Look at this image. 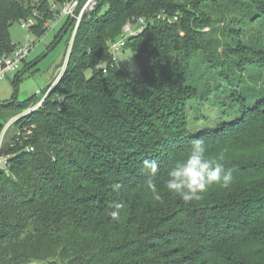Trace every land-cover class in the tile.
I'll return each instance as SVG.
<instances>
[{
	"label": "trees",
	"instance_id": "obj_1",
	"mask_svg": "<svg viewBox=\"0 0 264 264\" xmlns=\"http://www.w3.org/2000/svg\"><path fill=\"white\" fill-rule=\"evenodd\" d=\"M66 1L0 0V56L15 48L12 22L35 12L29 30L41 36ZM137 17L144 28L122 49L140 79L109 52ZM66 19L56 38L72 33ZM256 23L264 33V0H97L41 107L20 115L35 96L0 103V134L15 119L0 142V264H264V99L238 77L264 72L260 37L241 38ZM214 91L235 120L191 135V103L226 104ZM197 138L234 179L186 204L164 185ZM145 160L159 162L162 201L146 189Z\"/></svg>",
	"mask_w": 264,
	"mask_h": 264
},
{
	"label": "rangeland",
	"instance_id": "obj_2",
	"mask_svg": "<svg viewBox=\"0 0 264 264\" xmlns=\"http://www.w3.org/2000/svg\"><path fill=\"white\" fill-rule=\"evenodd\" d=\"M96 1L93 0L90 2L82 17L93 10L95 7L94 2L96 3ZM139 18L137 17L135 20L137 21ZM49 19H51V21L46 23L48 28L41 36H36L28 28H23L21 26L22 23L18 21L12 22L9 27V34L12 43L15 46L30 48L28 55L25 57V60L19 64L18 69L8 72L3 79H0V103L15 98L16 102L21 104L31 96H35L37 101L36 104L28 107L20 115L31 112L30 109H32V107H41L43 101L48 95H50L64 73L69 53L68 47L70 44L71 33L70 31H67L56 38V35L59 34L67 19L66 17H60L57 12H54L53 16L49 17ZM127 22H132V20ZM230 22L231 20H228V24L232 28L238 29L235 24V19L233 20V23ZM143 28L144 25H142L141 28L134 25V29L142 30ZM258 31V23L249 25L241 33L242 42L250 46L252 44V36L257 35L260 37L261 42L264 43V33H258ZM116 59L130 77L141 78V73L131 50H120L116 54ZM20 74L22 75L20 76ZM90 74L91 71H88L87 76ZM239 76L250 86L252 84H250L249 80H254L256 83L253 84L256 86L257 90L260 91V94H262L264 99V72L262 73V76H259L256 69L251 68V71L248 72L243 71L239 73L238 71V77ZM209 93L211 95H219L221 98L220 101H224L226 104H213L209 102V100L191 103L192 105L188 107L187 113L191 135H197L206 129L215 130L219 127L220 123L235 120L233 118L229 119L223 115V111L227 110V108L223 107H230V100H227L222 96L223 94L221 95L218 91ZM237 114H239V111H236V115ZM232 116L235 117V114L233 113ZM10 122L11 119L4 124V128L0 134V141L2 140L4 133L6 132L5 129H7ZM26 264L45 263L32 260Z\"/></svg>",
	"mask_w": 264,
	"mask_h": 264
},
{
	"label": "clouds",
	"instance_id": "obj_3",
	"mask_svg": "<svg viewBox=\"0 0 264 264\" xmlns=\"http://www.w3.org/2000/svg\"><path fill=\"white\" fill-rule=\"evenodd\" d=\"M157 160H145L143 169L148 173L146 189L154 201H162V196L154 180L159 170ZM168 179L164 185L168 193L179 197L184 203H191L203 199L204 194L211 186L228 188L234 177L230 169L225 168L223 152L209 155L203 139L197 138L191 142L187 154L176 159L167 173ZM121 205L114 204V209ZM113 220L119 219L118 210L110 213Z\"/></svg>",
	"mask_w": 264,
	"mask_h": 264
},
{
	"label": "built area",
	"instance_id": "obj_4",
	"mask_svg": "<svg viewBox=\"0 0 264 264\" xmlns=\"http://www.w3.org/2000/svg\"><path fill=\"white\" fill-rule=\"evenodd\" d=\"M92 1L93 0H84V2L83 0H67L66 2H64V4L62 5L60 9V12L58 13L60 17H66V18L73 19V22H74L73 30H72L71 37H70V44L68 47V52L70 51V47H71L75 32L81 21L82 15L85 12L87 6ZM94 5H95V2H94ZM52 10H54L53 7H52ZM35 16H36V13L34 12L31 17L25 20H21L20 21L22 23L21 26L23 28L30 29L36 23ZM144 24H145L144 20L142 18H139L137 21L135 19H132V22H127L123 26L118 39L109 44V52L113 56L114 59H116V54L120 50H122V48L124 47L126 39L129 36L135 35L141 31V29H134V25H137L138 27L141 28L142 25ZM29 48L30 47L15 46L14 50L10 54H7V55L5 54V55L0 56V79H3L8 72H12L18 69L19 64L28 55ZM35 109H37V107H32L30 111H33ZM14 120H15L14 118L11 119V122L9 123V125H11V123ZM6 130L7 129H5V131ZM0 167L2 169L7 168V159L5 157L0 156Z\"/></svg>",
	"mask_w": 264,
	"mask_h": 264
},
{
	"label": "water",
	"instance_id": "obj_5",
	"mask_svg": "<svg viewBox=\"0 0 264 264\" xmlns=\"http://www.w3.org/2000/svg\"><path fill=\"white\" fill-rule=\"evenodd\" d=\"M83 2H84V0H83ZM72 20H73V19H71V20H70L69 24H71V23H72Z\"/></svg>",
	"mask_w": 264,
	"mask_h": 264
}]
</instances>
